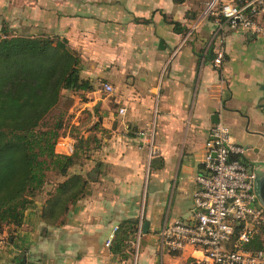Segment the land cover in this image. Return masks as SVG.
I'll list each match as a JSON object with an SVG mask.
<instances>
[{
  "label": "crops",
  "instance_id": "1",
  "mask_svg": "<svg viewBox=\"0 0 264 264\" xmlns=\"http://www.w3.org/2000/svg\"><path fill=\"white\" fill-rule=\"evenodd\" d=\"M206 1L0 0V27L64 36L79 54L80 78L91 85L63 90L71 98L67 131L55 146L70 154L73 142L84 141L68 169L85 177L83 194L61 222L46 224L42 207L53 185L45 184L22 224L0 231V264H196L199 251H168L157 233L191 209L212 124L228 125L246 159L264 169V15L259 33L225 26L214 36V17L202 13ZM171 20L186 31L175 32ZM149 125L151 136L137 134ZM127 219L135 222L115 251Z\"/></svg>",
  "mask_w": 264,
  "mask_h": 264
},
{
  "label": "trees",
  "instance_id": "2",
  "mask_svg": "<svg viewBox=\"0 0 264 264\" xmlns=\"http://www.w3.org/2000/svg\"><path fill=\"white\" fill-rule=\"evenodd\" d=\"M168 22L175 32L186 31L179 22ZM79 71V54L64 36L41 27H0V231L22 224L24 210L48 184L47 172L64 179L54 184L44 201L41 215L46 224L61 222L69 204L84 192L85 177L68 174L84 141L73 142L70 154L55 151L60 130L66 128L67 111L53 125L44 123L60 102L63 90L91 89ZM134 222L127 219L120 224L115 251L126 246L128 224ZM246 246L260 248L262 243L256 237Z\"/></svg>",
  "mask_w": 264,
  "mask_h": 264
},
{
  "label": "built area",
  "instance_id": "3",
  "mask_svg": "<svg viewBox=\"0 0 264 264\" xmlns=\"http://www.w3.org/2000/svg\"><path fill=\"white\" fill-rule=\"evenodd\" d=\"M202 13L214 17V36H221L225 26L259 33L264 0H207ZM223 60L224 49L219 47L214 66L220 68ZM102 87L113 91L109 83ZM117 112L123 115L125 108L118 107ZM152 130L149 125L137 134L151 136ZM205 146V172L195 177L198 187L192 207L186 216L162 225L157 233L160 245L168 251H199L196 264H264V205L257 196L258 170L246 159L247 148L233 142L228 125L221 120L212 124ZM116 229L114 226L106 245ZM256 237L262 246L247 247Z\"/></svg>",
  "mask_w": 264,
  "mask_h": 264
},
{
  "label": "rangeland",
  "instance_id": "4",
  "mask_svg": "<svg viewBox=\"0 0 264 264\" xmlns=\"http://www.w3.org/2000/svg\"><path fill=\"white\" fill-rule=\"evenodd\" d=\"M101 96H107V95H105L103 93V91H101ZM70 101H71V98L69 96L63 95L62 98L60 99V102L57 104V106L47 114V116L44 119V123L47 126L53 125L57 121V119H58L57 117L60 118L59 115L66 113V109H67V106L70 104ZM64 117H65V115H64ZM92 127H94V126H91V130H93ZM95 129L98 130L97 132H99V133H107L108 132V130H104L102 127L99 128L98 125H96ZM66 131L67 130L61 129L60 130L61 135H64L66 133ZM129 132H130V130L126 131V133H129ZM72 133H75V132H72ZM91 133H93V132H91ZM244 147H246V146H244ZM61 178H62L61 176H58L54 172H47V179L46 180L48 181V184H51L54 186V184H56V182L58 180H60Z\"/></svg>",
  "mask_w": 264,
  "mask_h": 264
},
{
  "label": "flooded vegetation",
  "instance_id": "5",
  "mask_svg": "<svg viewBox=\"0 0 264 264\" xmlns=\"http://www.w3.org/2000/svg\"><path fill=\"white\" fill-rule=\"evenodd\" d=\"M256 186H264V169L257 171ZM257 196L259 199L258 191H257Z\"/></svg>",
  "mask_w": 264,
  "mask_h": 264
},
{
  "label": "water",
  "instance_id": "6",
  "mask_svg": "<svg viewBox=\"0 0 264 264\" xmlns=\"http://www.w3.org/2000/svg\"><path fill=\"white\" fill-rule=\"evenodd\" d=\"M260 202L264 205V186H257Z\"/></svg>",
  "mask_w": 264,
  "mask_h": 264
}]
</instances>
